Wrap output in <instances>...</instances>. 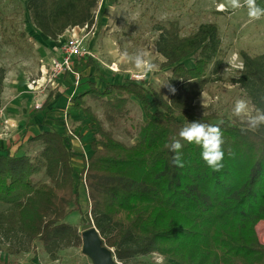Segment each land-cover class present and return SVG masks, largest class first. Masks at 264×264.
<instances>
[{"label":"trees","instance_id":"obj_1","mask_svg":"<svg viewBox=\"0 0 264 264\" xmlns=\"http://www.w3.org/2000/svg\"><path fill=\"white\" fill-rule=\"evenodd\" d=\"M98 2L29 0L28 9L34 25L56 41L72 27L92 25ZM256 4L264 8V0ZM156 46L165 63L173 66V74L185 82L182 85L193 82L203 88L210 80L207 70L218 56L221 39L213 23L202 24L187 36L180 35L177 23H171ZM197 51L194 66L181 61ZM242 59L237 82L253 104L264 109V54L243 52ZM85 82L88 87L72 97V112L87 115L98 132L87 167L81 169L87 171L91 207L82 217L89 221L91 215L117 260L156 264L145 257L158 253L174 264H264V245L255 229L264 219V126L243 133L245 126L228 119L215 121L182 112L178 97L165 98L135 78L108 83L102 90L96 80L86 78ZM87 97L102 101L109 119L123 115L132 98L137 99L146 117L138 141L127 145L105 130L85 105ZM178 112L184 121L175 116ZM195 120L223 132L225 155L219 171L204 162L200 146L185 141H181L184 167L172 163L174 153L166 145ZM31 140L44 143L38 155L32 157L22 145L0 154V203L9 206L0 213V228L41 242L55 259L61 245L82 246L78 227L68 221L73 211H82L75 186L80 173L72 163V138L66 129L43 131ZM42 173L50 182L35 180ZM0 264L15 263L0 257Z\"/></svg>","mask_w":264,"mask_h":264},{"label":"rangeland","instance_id":"obj_2","mask_svg":"<svg viewBox=\"0 0 264 264\" xmlns=\"http://www.w3.org/2000/svg\"><path fill=\"white\" fill-rule=\"evenodd\" d=\"M28 2L29 0H0V77L4 78L3 88L0 91V108L3 103L2 97H5L4 80L10 82L21 80L22 83L32 81L41 76V67H47L49 59L57 54L55 51L57 44L51 46L48 41L50 38L34 25ZM224 4L226 0H99L92 25L84 31H78V37H83L91 56L75 60V71L81 73V85L75 87L73 83L72 89L68 91L75 95L85 90L88 84L82 83L86 78L96 80L101 90L108 83H121L127 78H135L143 81L165 98L171 100L174 96L178 97V107L182 112L210 116L215 121L228 119L246 127L240 118L233 115L232 109L238 98L249 101L253 114L257 109L237 79L243 67V52L250 55L264 54V16L260 19L250 18L244 0H241L242 6L235 9L230 6L221 8L220 5ZM171 23H177L182 36L196 32L202 24L213 23L218 27L221 49L215 58L216 65L213 60L214 62L208 67L206 76L210 80L203 88H198L193 82L182 85L185 82L173 74V66L165 63L166 59L157 49V39L163 29L170 28ZM70 34V31L65 32V41ZM60 45L58 51L62 55L61 48L64 45L62 41ZM141 50L148 52L152 62L158 65V70L148 73L147 77L123 56L124 52L133 55ZM198 56L197 51L181 61L189 67L194 66ZM81 61L84 62L83 65ZM90 61H93L94 65L88 67L86 64ZM59 78H55L56 81ZM67 78L69 79V75ZM56 84L48 83L45 87L36 85L38 87L33 88L37 98L35 105L31 107L33 115H30V118L39 113L46 118L43 114L47 113L45 109L55 98L54 93L62 90V82H58L59 87ZM170 87L174 88L175 92L170 91ZM44 97H47L46 104L43 103ZM37 105L40 107L37 108ZM85 105L90 107L93 116L116 139L127 145H133L138 141L139 127L146 117L137 99L132 98L123 115L115 117L113 115L110 119L102 101L87 97ZM151 109L155 110L154 103ZM175 116L179 120H185L181 112ZM70 119L73 124L69 125L76 129L78 138L82 137L85 127L80 130L78 126L85 123L91 125L90 130H93L94 139L97 137L98 131L94 123L83 112L77 118ZM28 121L31 119L28 118ZM2 123L6 125L7 122L3 120ZM5 129L7 128L4 127ZM86 129L88 130V127ZM15 145H19V141H15L13 146ZM21 145L23 151L32 157L44 149V143L31 139ZM85 155V157L90 156L86 153ZM35 180L50 182L45 173L35 176ZM81 183L78 174L75 186L79 192L82 211H73L68 217V221L77 226L79 232L94 224L91 215L88 216L89 221L82 217L91 207L86 188ZM8 207L0 203V213L6 212ZM255 229L260 243L264 245V219L256 224ZM0 257L15 264H21V261L32 264V260L38 264H93V260L83 252L82 246L61 245L55 251V259H52L41 242L29 241V238L19 231L7 233L2 228H0ZM145 258L156 263L154 253ZM163 264L174 263L164 258Z\"/></svg>","mask_w":264,"mask_h":264},{"label":"crops","instance_id":"obj_3","mask_svg":"<svg viewBox=\"0 0 264 264\" xmlns=\"http://www.w3.org/2000/svg\"><path fill=\"white\" fill-rule=\"evenodd\" d=\"M60 39L56 41L48 39L51 46H55L57 44L55 46L56 50L54 49L57 54L49 59L47 67H41V76H46L50 71L51 61L53 58H61V53H59L58 50L60 49L59 45L61 41L63 44L65 42V33L60 37ZM67 75H69V79L67 78ZM59 81L62 82L64 87L61 86L62 90L54 93L55 98L47 106L48 108L45 109L47 113H42L46 116V118H44L40 113L35 117L30 118V115H33V112H31V107L35 105V100L37 98L36 92L30 84V81H25L24 83H22L21 80H12L11 82L8 80H4L5 97H2L3 103L2 108H0V154L6 153L7 148H11L14 152V150L17 149V147H19L21 143L25 144L28 139H32L43 131H48L51 129L63 131L66 129L67 125L70 127L69 124H73L70 118H77L78 115H82V112L81 114L72 112L73 108H71L69 102V98L74 94L73 92L70 93L68 91L73 87L72 84L74 83V76L72 74L66 73L64 75H61L60 78L55 81V84H58ZM42 84L39 83L40 87L42 86ZM59 84L57 85L58 87ZM9 92L11 93L10 95ZM44 98L45 99L43 103L46 104L47 97ZM28 118L31 119V121H28ZM3 120L9 124L6 123V125H4V123H2ZM13 124L15 126H12ZM83 126H85L86 128L88 127V130L84 127V131L82 132V137L80 138V140H72V146L74 150L72 163L77 172L83 168V157L85 153L90 155L92 154L91 143L94 140L93 130H90V128H92L90 127L91 125L85 123L82 126H78V128L81 130ZM4 127L7 128L5 129L7 131L4 130ZM3 130L4 132H2ZM15 141H19V145L13 146L15 144ZM32 261L34 264H38L37 262H35V260ZM21 264H28V262L23 263L21 261Z\"/></svg>","mask_w":264,"mask_h":264},{"label":"clouds","instance_id":"obj_4","mask_svg":"<svg viewBox=\"0 0 264 264\" xmlns=\"http://www.w3.org/2000/svg\"><path fill=\"white\" fill-rule=\"evenodd\" d=\"M244 4L248 8V15L252 19H260L264 16V8L256 4V0H244ZM230 6L231 8L241 7V0H226V4L220 5L221 8ZM124 58L132 63L134 67L139 70L143 76L147 77L148 73L158 70V65L152 62L149 58V53L146 51H137L135 54L130 55L128 52L123 53ZM170 91L175 92L174 88L170 87ZM235 117L240 118L246 125L241 128V132H256L261 126H264V109H255L253 114L250 108V103L246 99L238 98L232 109ZM178 137H174L170 144L166 145L171 152L174 153L172 163L180 168L184 167L182 160L181 141L189 144H196L201 147V157L204 162L214 171H219L223 168L224 150L223 132L220 127L210 125L200 120H195L186 123L178 133ZM156 264H163V256L154 253Z\"/></svg>","mask_w":264,"mask_h":264},{"label":"built area","instance_id":"obj_5","mask_svg":"<svg viewBox=\"0 0 264 264\" xmlns=\"http://www.w3.org/2000/svg\"><path fill=\"white\" fill-rule=\"evenodd\" d=\"M88 28V25H85L83 27L75 26L68 29L67 31H70L71 34L69 35V38L66 39L64 42V45L61 48V58H53L51 61V68L50 71L47 73V75H42L36 79H33L30 81V84L33 88L37 87L36 85H39V83H43L42 87H45L48 83H54L56 81L55 78L60 77L61 75H64L66 73H71L74 76V85L75 87L80 85L81 82V73L75 71V60L78 58H82L85 56H91L89 50L86 48L84 44L83 37H78V31H84ZM140 78V77H136ZM73 95L69 98V102L72 101ZM40 105H37V108H39ZM66 131L70 137H73L75 140H78V133L76 130H74L72 127H69L67 125ZM73 140V139H72ZM86 156V155H85ZM84 156V166L87 167V160L88 157ZM86 169V168H85ZM82 171V170H81ZM79 176L81 177V184H83L86 188L87 197L89 198L88 193V181H87V171L84 170V172H81ZM89 200V199H88ZM121 264V263H120Z\"/></svg>","mask_w":264,"mask_h":264},{"label":"water","instance_id":"obj_6","mask_svg":"<svg viewBox=\"0 0 264 264\" xmlns=\"http://www.w3.org/2000/svg\"><path fill=\"white\" fill-rule=\"evenodd\" d=\"M83 252L93 260V264H120L112 248L104 243V239L94 224L80 232Z\"/></svg>","mask_w":264,"mask_h":264}]
</instances>
